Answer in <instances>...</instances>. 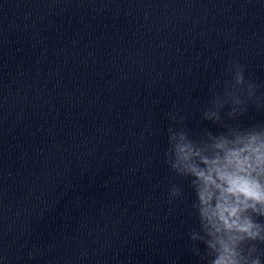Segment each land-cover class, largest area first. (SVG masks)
Returning <instances> with one entry per match:
<instances>
[{
  "label": "clouds",
  "instance_id": "obj_1",
  "mask_svg": "<svg viewBox=\"0 0 264 264\" xmlns=\"http://www.w3.org/2000/svg\"><path fill=\"white\" fill-rule=\"evenodd\" d=\"M226 71L200 113L220 130L190 129L183 115L170 113L163 162L195 196L198 224L187 232L195 264H264V120L242 122L252 110L264 112V85L246 78L236 60ZM184 196L182 184L170 186L169 203Z\"/></svg>",
  "mask_w": 264,
  "mask_h": 264
}]
</instances>
